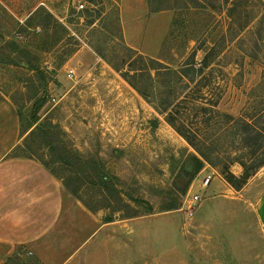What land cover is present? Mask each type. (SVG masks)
<instances>
[{
    "label": "rangeland",
    "instance_id": "374dc122",
    "mask_svg": "<svg viewBox=\"0 0 264 264\" xmlns=\"http://www.w3.org/2000/svg\"><path fill=\"white\" fill-rule=\"evenodd\" d=\"M92 1L0 0V91L16 108L21 134L11 156L44 164L107 219L124 218L111 209L116 193L131 206L126 214L137 211L139 220L120 226L119 238L108 235L109 251L117 243L114 258L123 252V264H192L187 238L200 206L212 199L202 183L207 177L209 184L224 183V167L240 176L238 160L249 162L247 151L237 136L216 134L211 164L203 160L155 105L111 68L129 47L120 0ZM153 1V7L171 9L149 11L136 51L172 70L192 57L198 63L208 52L205 74L215 76L218 111L233 117L250 112L259 119L264 112V0H182L188 10L175 8L179 0ZM74 153L88 163L78 165ZM257 173L264 174V167ZM197 194L201 200L186 218ZM12 256L8 264H40L23 248ZM89 264H109V259L102 253Z\"/></svg>",
    "mask_w": 264,
    "mask_h": 264
},
{
    "label": "crops",
    "instance_id": "0c3cea01",
    "mask_svg": "<svg viewBox=\"0 0 264 264\" xmlns=\"http://www.w3.org/2000/svg\"><path fill=\"white\" fill-rule=\"evenodd\" d=\"M119 15L129 47L138 50L150 17L146 2L120 0ZM20 139L16 108L0 91V264L18 248L40 264H89L102 253L109 264H123V252L114 258L117 243L109 251L108 235L119 238V227L139 218L107 219L89 211L39 161L11 156ZM215 181L205 191L211 201L192 222L186 255L192 264H264V174L240 191ZM132 243L134 257L139 250Z\"/></svg>",
    "mask_w": 264,
    "mask_h": 264
},
{
    "label": "trees",
    "instance_id": "16d2710c",
    "mask_svg": "<svg viewBox=\"0 0 264 264\" xmlns=\"http://www.w3.org/2000/svg\"><path fill=\"white\" fill-rule=\"evenodd\" d=\"M179 1L180 4L175 8L189 9V4L183 3L182 0ZM189 1L197 2V0ZM88 2L93 5L92 0H88ZM145 2L152 13L171 9L160 6L153 7V0H145ZM155 2L158 3L159 0H155ZM123 49L125 54L121 57L119 65L109 64L111 68L146 101L153 103L155 108L164 115L165 121L171 128L182 136L203 160L211 164L213 147L217 141L216 134H231L239 138L242 149L247 151L245 154L248 155L249 162L238 160L243 169L240 176L232 174L228 167H224L220 175L231 188L240 191L248 180L261 167H264V112L258 119L250 112L233 117L218 111L219 88L215 84V76L212 71L205 74L211 63L208 52L200 62H195L192 57L189 62L186 61L177 69L172 70L127 46H124ZM93 50L106 61L101 52ZM34 117L33 121H36L37 119ZM256 119L260 124H256ZM66 155L67 158L73 159L72 152L66 151ZM74 155L76 154L74 153ZM76 157L78 156L76 155ZM76 163L82 166L88 162L78 157ZM212 165L217 167L215 164ZM43 166L49 170L44 164ZM51 174L58 179L54 173L51 172ZM63 186L89 211L94 212L76 195L72 188L65 183ZM112 188L114 191L116 190L113 185ZM113 204L115 206L111 209L115 212H122L124 218L137 217V211L133 209L132 213L126 214V209L130 210L131 206L118 193H116ZM105 207L110 208V206ZM27 254L30 253L27 251ZM12 258L11 255L4 263L8 264Z\"/></svg>",
    "mask_w": 264,
    "mask_h": 264
},
{
    "label": "built area",
    "instance_id": "2783aa9c",
    "mask_svg": "<svg viewBox=\"0 0 264 264\" xmlns=\"http://www.w3.org/2000/svg\"><path fill=\"white\" fill-rule=\"evenodd\" d=\"M78 7H79L80 9H82L84 6H83L82 4H79ZM72 73H73V71L70 70V71L68 72L69 76H70ZM209 181H210V177L205 178L204 182L202 183V186H203L204 188H206L207 185L209 184ZM200 200H201V198H200V196H199L198 194H197V195H193L192 200H191V204H190V206L188 207V210L186 211V218H189V219H190V218L193 216L194 211H195V208H196V206L198 205V203H199Z\"/></svg>",
    "mask_w": 264,
    "mask_h": 264
}]
</instances>
